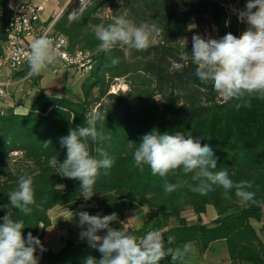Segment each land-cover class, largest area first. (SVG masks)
I'll return each mask as SVG.
<instances>
[{"label":"trees","instance_id":"obj_1","mask_svg":"<svg viewBox=\"0 0 264 264\" xmlns=\"http://www.w3.org/2000/svg\"><path fill=\"white\" fill-rule=\"evenodd\" d=\"M246 3L247 0H93L74 20L64 13L54 23L55 32L66 39L70 51L79 48L92 53L93 65L82 84L81 99L47 97L39 92L25 114L12 109L0 113V223L9 212L13 219L24 220L25 238L31 232L42 243L45 230L51 226L48 213L55 207L101 216L117 213L120 221L126 211L145 208L143 224L134 232L137 239L148 231L159 230L165 241L168 236L175 237L172 247L190 242L200 254L221 242L228 264H264V97L252 94L225 102L211 82L204 84L195 75L196 65L190 54L187 63L179 58L181 52L191 53L193 35H200L199 31L206 27L213 30L216 39L229 32L240 36L248 25L238 19L234 10L244 9ZM106 7L112 14L105 18V26L118 16L136 25L154 22L158 34H154L150 47L137 51L116 46L111 53H97L99 41L94 26L101 23L97 13ZM0 11L1 53L2 28L8 14L5 0H0ZM109 57L118 58L119 63L112 66ZM176 63L183 66L175 69ZM28 73L26 67L14 77L24 78ZM121 79L128 90L108 93ZM237 104L241 107L237 108ZM92 111L105 117L98 121L97 129L106 139H89V150L102 159L95 152L97 147L102 148L113 164L99 170L94 195L85 200L79 195L80 182L62 178L57 174L58 165L52 167L49 159L58 152V161L63 162L66 148L61 146V138L70 129L82 126ZM154 129L161 134L182 132L208 144L217 158V171L227 169L235 182H254L249 191L255 192L256 203L242 204L234 192L231 200L225 199L221 187H214L207 195L194 193L188 187L190 175L186 176L182 169L166 178L180 185L166 195L162 188L165 178L153 175L148 165L141 172L132 151L127 149L129 141L140 143L141 137ZM18 162L25 167H19ZM21 176L33 178L35 203L28 216L4 207L10 206L8 194L16 189ZM81 205L87 207L80 208ZM208 207L215 210L217 219L206 225L201 216ZM186 211L195 215V222L186 221ZM170 220L175 221L173 226ZM253 222L261 224L259 229ZM112 226L118 229L120 224L114 222ZM43 247L45 251H36L39 264H84L89 255L101 258L98 249L88 242L66 240L57 252ZM188 256L189 253L176 262L166 257L160 264H190Z\"/></svg>","mask_w":264,"mask_h":264},{"label":"clouds","instance_id":"obj_2","mask_svg":"<svg viewBox=\"0 0 264 264\" xmlns=\"http://www.w3.org/2000/svg\"><path fill=\"white\" fill-rule=\"evenodd\" d=\"M12 7V5H9ZM238 19L248 25L240 36L231 32L222 38H204L200 35L192 37V51L181 52L180 60L187 63L189 54L191 62L196 65L195 75L207 84L211 82L214 90L225 101L242 99L246 95L259 94L264 97V0H247L244 9H235ZM96 39L99 41L96 52L111 53L116 47H129L143 51L154 42V34H158L156 24H134L131 20L118 16L112 23L97 25L94 28ZM17 55H26L29 75H39L49 65L58 62L53 41L47 34L34 37L30 41V50L25 54L18 51ZM111 65L119 63L118 58L109 57ZM183 65L174 64L175 69ZM250 106V105H248ZM241 107L240 104L236 105ZM97 111H92L84 118V123L61 138V146L66 148V158L58 161L59 153L51 156L49 164L57 168V174L62 178L80 182V197L90 200L94 195V185L101 168L109 169L113 160L102 148L95 152L102 159L93 156L89 150V139L98 142L106 139L102 131H98V121L104 120ZM48 143H44L48 147ZM135 145V147H134ZM127 149L132 151L135 166L141 172L144 165L150 167L153 175L165 178L162 184L164 193L171 194L180 187L177 183L169 182V174L176 175L182 169L186 176L190 175L189 189L200 195H207L214 187L223 189L225 199H232L231 193L240 203H256L255 192L249 191L253 181H233L227 169H217V158L208 144L182 132L161 134L153 130L141 137L140 143L129 141ZM107 174V173H105ZM187 183V181H186ZM64 187L63 185H57ZM33 178L21 176L16 189L9 192L10 206L19 210L25 216L31 215L35 203ZM71 221L78 216V226L86 229L80 232V238L86 239L90 247L98 249L101 258L89 255L84 264H160L166 257L172 262L181 261L192 251V244L172 247L175 237L168 236L165 241L159 230L148 231L139 240L129 230L128 222L119 220L117 213L109 215H91L87 211L73 213L69 210ZM117 222L120 227H113ZM24 220H15L8 212L0 223V264H39L36 255L37 248L45 251L40 239L28 232L23 235ZM41 228H43L41 226ZM102 230L106 234L98 235Z\"/></svg>","mask_w":264,"mask_h":264},{"label":"built area","instance_id":"obj_3","mask_svg":"<svg viewBox=\"0 0 264 264\" xmlns=\"http://www.w3.org/2000/svg\"><path fill=\"white\" fill-rule=\"evenodd\" d=\"M48 1L5 0L8 14L2 28L4 39L0 53V70L7 68L12 73H16L28 67L26 55H17V52L22 51L26 54L30 50L32 38L47 34L58 53V62L51 64L52 72L56 74L58 71L70 69L78 73L79 76L88 75L93 65L92 53L79 48L70 51L66 39L55 32L54 22L52 24L41 22L40 14L43 12V4ZM70 3H76L78 7L76 18L87 6V0H67V4ZM10 4L12 7L9 6ZM109 12V8L106 7L105 18H108ZM1 17L2 12L0 11V19ZM10 80L0 82V101L9 98ZM0 113H3L1 109ZM85 206L81 205L80 208ZM91 206L92 204L88 205V207ZM71 212L75 213V211ZM129 230L131 231V228Z\"/></svg>","mask_w":264,"mask_h":264},{"label":"rangeland","instance_id":"obj_4","mask_svg":"<svg viewBox=\"0 0 264 264\" xmlns=\"http://www.w3.org/2000/svg\"><path fill=\"white\" fill-rule=\"evenodd\" d=\"M38 1L40 0H36V2ZM91 4H93V0H87L86 7L90 6ZM77 8L78 7L76 3L67 4V0H49L47 3L43 4V12L40 14V20L42 23L52 24L53 22L55 23L64 13H69V19L74 20L77 14ZM104 12L105 10L103 8L100 11V13H97V16L100 17L101 19V23L99 25H106V21H105L106 19L104 16ZM111 14L112 13L110 11L108 15L111 16ZM199 34L200 36H203L204 38H208V37L215 38L213 34V30L209 27H206L200 30ZM7 70H8L7 68H3L2 70H0L1 71L0 76L4 77ZM66 72L71 74L70 77L72 78L71 79L72 82H70V84L66 82L68 83L67 86H65V88L62 89L61 91L63 90L65 91V95L68 99H71L73 101L81 99L82 98V84L85 82L88 75L79 76L78 73H76L75 71H73L72 73L71 70H66ZM63 74H64V70L58 71L56 73V77H62ZM27 80L28 81L25 82V84L22 86V89L20 91L21 97L17 98L16 102L14 101L15 97H12L11 90L9 89V93H10L9 98L0 101V109L2 111H7L8 109H12L16 113L25 112L22 108L27 106L29 96L31 94H33V96L35 95L33 92H30V91H33L38 85L37 84L38 78L36 76H30V78ZM127 90H128V86L125 84V81L121 79L115 82V84H113V86L110 88L108 93L118 94L120 92L124 93ZM9 102L12 103L13 105L12 107L9 106L8 104ZM14 107H16V109H14ZM13 161L14 160H11V163ZM18 166L25 167V164L23 162H18ZM144 212H145V208H140L136 212H132V211L125 212L124 217H123V222H128L129 228H131V232L133 234L135 231H137V229H139L142 226L143 221L141 219V216ZM262 213H264V206H262ZM183 217L189 223L196 221V217L195 215H193L191 211L184 212ZM215 219H217V214L212 207H208L206 213L201 216L202 223L206 225H209ZM174 224H175V221L170 220L169 225L173 226ZM253 225L256 229H259L261 224L253 222ZM52 234L56 236L57 238L56 240H60V236L56 234L55 229L52 226L48 227L45 230L44 237L46 240L50 241V246H52V242H53ZM187 262L190 264H228V257H227L225 246L221 242H218L212 245L209 251L205 254H200L197 250V247L194 244H192V251L189 252Z\"/></svg>","mask_w":264,"mask_h":264},{"label":"crops","instance_id":"obj_5","mask_svg":"<svg viewBox=\"0 0 264 264\" xmlns=\"http://www.w3.org/2000/svg\"><path fill=\"white\" fill-rule=\"evenodd\" d=\"M70 70V69H66ZM64 70V74L62 77H56V74L52 72L51 65H49L45 70H43L39 75H36L38 78L37 81V87L30 92H33L35 95L31 94L28 98V104L24 108H22L25 112H27L29 106L31 105L32 100L36 96L37 93H42L44 96L47 97H56V98H67L65 95V91H61L62 89L67 86V84L71 81V74L66 72ZM1 72V71H0ZM73 73V71L71 70ZM63 73V72H61ZM31 75H27L24 78H16L14 77V73L10 72L7 70L6 74L4 77L0 76V81L3 82V80H10V90H11V95L12 97H15L14 101H17V98L21 97V89L22 86L25 84L27 79L30 78ZM68 82V83H66ZM30 89V88H29ZM13 102V101H12ZM10 107H12V103H8ZM16 109V107H14ZM25 112H19L17 114H25ZM16 113V112H14ZM50 221H51V226L55 229L56 234L60 236V240H56V236L52 234V246H50V241L46 240L45 237L43 238L42 245L45 247H48L51 249L53 252L59 251L63 245L64 241L66 240H73L76 243H83V242H88L86 239H81L80 238V232L84 229H86V225L81 228L78 226V221L76 220V217L71 221L65 220V219H70L69 211L68 209H64L62 207H55L52 210L49 211L48 213ZM106 233L104 232H99L98 235H105Z\"/></svg>","mask_w":264,"mask_h":264}]
</instances>
